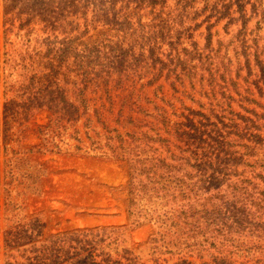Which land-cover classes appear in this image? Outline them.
I'll list each match as a JSON object with an SVG mask.
<instances>
[{"label": "rangeland", "instance_id": "374dc122", "mask_svg": "<svg viewBox=\"0 0 264 264\" xmlns=\"http://www.w3.org/2000/svg\"><path fill=\"white\" fill-rule=\"evenodd\" d=\"M0 264H264V0H0Z\"/></svg>", "mask_w": 264, "mask_h": 264}, {"label": "bare ground", "instance_id": "6f19581e", "mask_svg": "<svg viewBox=\"0 0 264 264\" xmlns=\"http://www.w3.org/2000/svg\"><path fill=\"white\" fill-rule=\"evenodd\" d=\"M118 176H116L117 178L119 177V174H117ZM120 178V177H119ZM121 179V178H120ZM106 222V221H105Z\"/></svg>", "mask_w": 264, "mask_h": 264}]
</instances>
